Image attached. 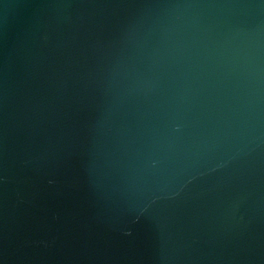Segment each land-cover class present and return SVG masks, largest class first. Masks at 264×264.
I'll list each match as a JSON object with an SVG mask.
<instances>
[{"label":"water","instance_id":"water-1","mask_svg":"<svg viewBox=\"0 0 264 264\" xmlns=\"http://www.w3.org/2000/svg\"><path fill=\"white\" fill-rule=\"evenodd\" d=\"M0 264H264V0H0Z\"/></svg>","mask_w":264,"mask_h":264}]
</instances>
